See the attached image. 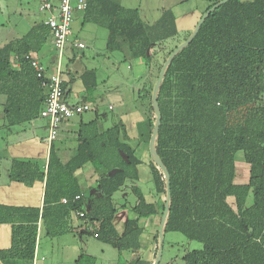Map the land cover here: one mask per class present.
<instances>
[{
    "label": "trees",
    "instance_id": "1",
    "mask_svg": "<svg viewBox=\"0 0 264 264\" xmlns=\"http://www.w3.org/2000/svg\"><path fill=\"white\" fill-rule=\"evenodd\" d=\"M82 21L105 27L108 48L124 53V59H142L148 70L157 65L155 75L146 74L137 92L147 112L145 150L157 200L148 201L138 186H131L137 195L131 208L135 216L125 220L121 233L116 230L113 194L127 179L138 181L137 167L143 160L139 149L130 144L123 122L100 130L97 116L80 121L73 151L59 150L52 141L42 161L11 160V180L26 185L44 182L43 205H0V223L11 225V244L0 249L3 264L32 263L39 218L46 236L52 238L64 232L70 216L85 223L86 235L96 233L98 240L119 254L131 252L132 257L121 264H152L137 255L144 229L139 220L159 215L157 241L166 199L164 172L149 153L154 124L151 94L163 63L179 44L157 62L158 50L178 34L176 15L164 7L154 22H147L138 8L114 0H88ZM49 35L41 21L0 46V96L5 97L8 126L41 117L46 93L25 55L40 52ZM79 77L84 84L82 103L90 102L97 86L96 72L84 70ZM70 81H62L65 98L71 91ZM157 101L161 122L155 147L169 172L171 189L164 237L167 232H180L201 242L200 248L184 253L183 264H264V0H227L214 9L168 66ZM238 151L248 164L244 182L235 181ZM87 163L98 193L84 192L79 181L77 172ZM76 211H83L84 216H75ZM75 264H95V258L81 250Z\"/></svg>",
    "mask_w": 264,
    "mask_h": 264
},
{
    "label": "rangeland",
    "instance_id": "2",
    "mask_svg": "<svg viewBox=\"0 0 264 264\" xmlns=\"http://www.w3.org/2000/svg\"><path fill=\"white\" fill-rule=\"evenodd\" d=\"M124 2V0H121ZM129 6H136L141 0H127ZM213 0H165V5L171 8L175 15L178 17V34L167 40L162 49L158 50L156 54L157 62H161L164 58L166 51L172 48L175 44H178L184 40L190 30H192L197 23L201 15H199ZM147 0L141 1L142 16L150 20V16L146 17ZM193 10H196L198 15L192 17H184L186 14H191ZM156 11H153L155 14ZM184 14V15H183ZM153 16V15H152ZM47 17V13L39 11L38 0H0V46L6 41H9L17 36L25 34V32L35 24ZM74 38H80L85 43V48H77L73 52L65 50V57L63 58L62 68L65 70V62H68L74 71L76 70H89L95 69L98 76V87L92 94L91 105L92 110L85 111L83 113L84 120L95 118L97 115L101 118L106 115L108 123L104 122V126L108 127L117 122H126L129 124L136 118V115L140 112L146 117L147 112L138 100V89L142 86L145 80L146 74H150L152 78L157 70V65H153L148 70L142 59H124V53L118 51H111L107 47L108 31L105 27L94 24L84 23L82 19L78 18L73 24ZM46 45V47H48ZM73 58L69 60L66 54ZM148 71V72H147ZM66 73V72H65ZM63 73L61 77L63 79ZM80 82L72 88L75 94V90L80 86ZM136 87L135 98L131 101L125 102L127 93L132 91L133 87ZM124 88H129L130 91H124ZM68 97L69 101H76L78 97L73 94ZM133 93V91H132ZM123 102L126 104L123 105ZM111 104L113 109H109ZM97 111V114H96ZM42 122L41 118H38ZM4 118L1 116L0 108V153L4 155L0 158V164L9 163L10 157L13 155L11 149L7 146L10 144L8 136L10 134H16L17 126L7 127L3 125ZM19 126V125H18ZM26 129L23 133L27 137L31 133L27 123H23ZM21 128V125L19 126ZM46 124V131H47ZM45 132L43 128L40 129V136ZM39 138V155H27L26 147H20L21 152L18 153L17 158L29 159V160H43L45 155L47 144L42 138ZM24 138V137H23ZM235 165H236V182H244L246 179V167L248 164L243 159L241 151L235 153ZM140 179L138 181L126 180L125 185L121 186V189L113 194L115 205L118 206V211L115 217L124 220L127 216L132 215L131 208L135 205L137 195L131 188V185H137L141 192L147 199H155L156 195H153V184L151 180V174L147 166H139ZM160 199V197H158ZM162 199V198H161ZM125 204V210L122 209ZM124 215V216H122ZM151 216L141 218L139 224L144 228L141 236L142 248L139 254L143 258L156 256L158 246V240L154 239L156 234V227L159 222V215L153 220L152 226L144 224L149 222ZM123 220V222H124ZM116 221V220H115ZM119 222L120 221H116ZM76 241L73 234H63L55 237L43 236L40 240L39 250L40 254L46 256L45 264H75V262L65 261L66 256H69L68 250L63 247L64 243H74ZM82 249L87 254L95 258V264H119L118 262H124L128 257H132L131 252L122 251L121 254L112 247L110 244L104 243L97 238H93L90 235H83ZM152 243L154 244L152 249ZM202 246L201 242L197 240H189L180 232H167L165 233L163 241L162 256L159 264H183L182 256L184 253L191 249H198ZM10 264L13 262L10 261ZM19 264H25V261H19Z\"/></svg>",
    "mask_w": 264,
    "mask_h": 264
},
{
    "label": "crops",
    "instance_id": "3",
    "mask_svg": "<svg viewBox=\"0 0 264 264\" xmlns=\"http://www.w3.org/2000/svg\"><path fill=\"white\" fill-rule=\"evenodd\" d=\"M55 1H57V0H55ZM114 1L120 3L121 5H123L124 7H127V8H138L141 17L147 22H154L160 16L162 8L166 7V6H164L165 0H147L148 6H147V10L145 11L146 12L145 14H146V17H149V16L151 17L150 20H148L147 18L142 16V12H141V1L142 0L136 6H129L127 4L128 3L127 0H124V2H122L121 0H114ZM39 2H40V0H38V9H39ZM39 11H41V10H39ZM153 11H156V13L153 14ZM190 13L191 14H186V15L183 14V15H184V17H186V16L192 17L194 15L195 16L198 15L196 13V10H193ZM194 13H196V14H194ZM192 14H194V15H192ZM78 18L82 19V13L81 12L75 13L73 24L75 23V20ZM45 19L46 18L41 19L38 22H41V21L44 22ZM35 23H37V22H35ZM88 23H92V22H88ZM176 24H177V28H178V17L177 16H176ZM32 25H34V24H32ZM20 36H22V35H20ZM20 36H17L15 38H18ZM15 38H13L9 41L14 40ZM9 41H6V42H9ZM79 41L83 42V40H81L80 38H74V29H73V25H72V35L70 36L68 42L65 44L63 52L61 55L58 54L57 49L54 47L53 38L51 35H49L47 41L45 42V44L41 48L40 52H38L35 55L39 58V60L46 67L47 74L48 73L49 74L54 73L57 69H59L60 72L63 73L62 75H63L64 81H70L71 80L70 85H69L71 91L66 95V100L70 104L82 103L81 98L83 97V94H84V84L81 81L79 76L84 70L74 71L68 62H65V70H64L62 68L63 58L65 57V53H64L65 50H67V52L69 53V50L73 52L75 49L78 48L74 45V43L79 42ZM6 42H4V43H6ZM48 44H49V46L46 47V45H48ZM107 47H108V45H107ZM84 48H85V46H84ZM111 51H113V50H111ZM68 53L66 54V57L69 60H71V57L68 55ZM85 70H87V69H85ZM89 70H95V69H89ZM95 72H96V78H97V86L94 89V91L97 89L98 83H99L97 71L95 70ZM78 80H79L81 85L76 88V90H75L76 92H75V94H73L72 92H74V90H72V88L78 83ZM124 91H130V90H129V88H126V89L124 88ZM132 91H133V93H132ZM132 91H130L131 94L127 93V97H126V99H124L125 102H127V101L129 102L135 98V96H136L135 95V93H136V87L135 86L132 88ZM71 93L73 95H75L76 97H78V99L76 101H69L68 100V97L70 96ZM4 102H5V97L0 96V108H1L2 118H4V113H3ZM125 102H123V105L126 104ZM89 103H91V102H89ZM108 108L113 109V106L111 104H109ZM96 114H97V111H96ZM97 117H98L97 123H98L100 130L110 127V126H108V127L104 126L105 125L104 122L108 123V120L105 118L106 115H104L103 118L99 117L98 115H97ZM40 118H41L42 122H40L37 119H34V120H31L30 122H27L28 128L31 130V133L29 134V136H27V137L24 136L23 132L26 129L24 128L23 124H20L21 128H19L20 125L19 126L16 125L17 126L16 134L12 133L8 136L9 138H12V139H10V142H9L10 144H8L7 146L9 147V149H11L10 151H11V153H13V155L10 157L9 163H3L2 162L0 164V205L13 206V207H38V208H42L44 182L39 181V180H35L31 185H26L23 182L14 181V180L10 179L11 160L13 158H17L18 153L21 152V149H19L20 147L28 144V147H26L27 155H33V154L39 155L40 151H39V138L38 137L40 136L39 133H40L41 128H43L46 133H44L42 136H40V138H42L43 141L45 142V144L48 145V147H46L45 155L42 158H43V160L47 158L49 144H50V143L48 144V142L45 140V137L47 135V131H46L47 119H45L43 117H40ZM92 119L84 120L83 113H82L80 115H75V116L71 117L70 119L62 121L59 125L57 136L53 140V143L55 144V146L59 150L73 151L77 147L76 130L78 128L79 122L80 121L87 122V121H90ZM131 121L132 122H130L129 124H127L126 122H123V123L125 125L127 135L130 139V141H129L130 144L133 147H135L136 151H137V149H139L138 150L139 154L141 155L142 160H143V162L141 164H139L137 167L138 174H139V166H141V165L147 166L149 171H150V168L148 166L149 157H148L147 150H145V144H146V141L148 138L149 123H148L147 117H145L143 114V110H142V113L140 112L139 114H137L136 118L134 120L132 118ZM3 125L7 126V127H11V126L7 125L5 118H4ZM148 146H149V142H148ZM140 151H142V152H140ZM1 154L2 153H0V158H2L4 156ZM92 170L93 169H92L91 164L87 163L77 172L78 177H79V181H80L82 187L85 189L84 192H86V191H89V193L97 192V189L95 188L96 177L92 173L93 172ZM139 179H140V175H139ZM147 200L154 202L157 200V198H155V199L153 198L151 200L147 199ZM116 207H117V211H118L119 207L118 206H116ZM125 208H126V206H125V204H123L122 209L125 210ZM122 216H124V215H122ZM134 216H135V214L132 212V215L127 216L126 219L128 217H134ZM156 216L157 215H152L149 219V222L148 223L146 222L144 224V226L146 224L148 226L149 225L152 226L153 221H154L153 219ZM120 218H121V216L119 218L115 217V219H114L115 228L119 233L122 232L123 227H124V223L126 220V219L124 220V218L123 219H120ZM115 220L120 221L119 224ZM123 220H124V222H123ZM65 226L66 227H65L64 232L59 234L58 236L70 233V234H73V236L75 237L76 241L74 243H68V244L64 243L63 244V247L65 249H67L68 253H69V256H66L65 261H68V263L69 262H75V260L77 259L78 255L80 254L81 249L83 247L82 246V243H83L82 239H83V235L86 234L84 232L86 225L81 219H77L74 216H70L68 218V222L65 223ZM152 228H153V226H152ZM43 236H46V228H45L43 220L39 218V220L37 222V238H36L34 258H33L31 264H45L46 256L44 254H40V250H39L40 240ZM92 237L96 238L95 236H92ZM10 244H11V225L9 223H0V249L8 248L10 246ZM153 245L154 244L152 243L151 249H152ZM128 259H130V257H128L126 260H128ZM144 259H146L147 261L152 260V262H153V260L155 258L153 256L152 257L149 256V257H145ZM0 264H3V262L1 260H0ZM13 264H19V261H15V262H13ZM116 264H117V262H116Z\"/></svg>",
    "mask_w": 264,
    "mask_h": 264
},
{
    "label": "built area",
    "instance_id": "4",
    "mask_svg": "<svg viewBox=\"0 0 264 264\" xmlns=\"http://www.w3.org/2000/svg\"><path fill=\"white\" fill-rule=\"evenodd\" d=\"M88 0H40L39 10L47 12L44 20L50 30L53 38L54 47L58 54L61 55L65 44L72 35V25L76 12H83L87 7ZM78 48H84L83 42H75ZM25 59L33 68L37 78L40 79L41 85L45 90L46 99L44 107L41 111V117L47 119V135L45 140L51 143L57 136L59 125L62 121L70 119L75 115H80L85 111L92 110L89 102L70 104L65 98L62 88L61 72L57 69L54 73L46 72V67L38 57L27 53ZM76 195L75 198H79ZM66 198H62V202H66ZM75 216L83 217V211L74 212ZM92 229V227H89ZM97 235L96 233L94 234Z\"/></svg>",
    "mask_w": 264,
    "mask_h": 264
},
{
    "label": "water",
    "instance_id": "5",
    "mask_svg": "<svg viewBox=\"0 0 264 264\" xmlns=\"http://www.w3.org/2000/svg\"><path fill=\"white\" fill-rule=\"evenodd\" d=\"M226 1L227 0H219L216 3L212 4L208 9H206L202 13V15L198 19L197 23L195 24V26L192 29V31L189 34V36L185 40L180 42L171 51V53L169 54V56L167 57V59L163 63V65H162V67L160 69V72L158 74V77H157V79H156V81L154 83L153 89H152L151 101H152V108H153V111H154V124H153V128H152L151 136H150V139H149V153H150L152 161L157 166H159L162 169V171L164 172L165 179H166L165 207H164L163 214L161 216V220H160V224H159V228H158V249H157V253H156L155 259L153 260L152 264H159V262L161 260L162 250H163V241H164V227H165V224H166V218H167V214H168V210H169V201H170V195H171L170 175H169V172H168L167 168L165 167V165L163 164L162 160L160 159V157H159V155L157 153L156 147H155V140H156V136H157V133L159 131L160 122H161V113H160V108H159L158 101H157L158 88L160 86L161 80H162V78H163L168 66L172 62V60L175 57V55L182 48H184L186 45H188L192 41V39L196 36L201 24L206 19V17L214 9L218 8L221 4H223Z\"/></svg>",
    "mask_w": 264,
    "mask_h": 264
}]
</instances>
